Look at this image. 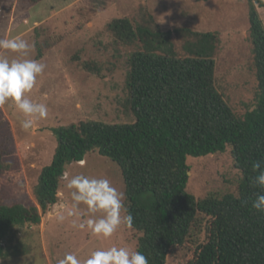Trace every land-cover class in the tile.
<instances>
[{
    "label": "trees",
    "instance_id": "16d2710c",
    "mask_svg": "<svg viewBox=\"0 0 264 264\" xmlns=\"http://www.w3.org/2000/svg\"><path fill=\"white\" fill-rule=\"evenodd\" d=\"M257 5L264 7V0H250L249 8L257 99L243 116L216 85L217 32L111 20L108 27L119 40L139 46L127 75V104L136 120H87L53 129L57 147L34 188L38 205L0 199V259L25 254L17 227L40 224L42 213L59 201L68 166L98 150L121 168L126 215L140 232L137 252L148 264H169L181 249L187 251L186 264H264V213L251 208L264 189L250 183L257 175L252 164L264 162V20ZM174 33L186 37L184 55ZM229 145L242 173L238 192L197 198L187 188L188 157L223 153ZM8 168L0 147V173Z\"/></svg>",
    "mask_w": 264,
    "mask_h": 264
},
{
    "label": "rangeland",
    "instance_id": "374dc122",
    "mask_svg": "<svg viewBox=\"0 0 264 264\" xmlns=\"http://www.w3.org/2000/svg\"><path fill=\"white\" fill-rule=\"evenodd\" d=\"M258 6L264 20V7ZM250 0H2L0 39L21 38L34 47L27 57L6 53L9 59L28 58L46 65L27 98L47 106L45 118L34 121L25 132L24 115L12 102L0 105V147L9 168L0 173V199L7 203L38 205L34 188L42 169L52 162L57 138L54 128L80 121L131 123L136 120L128 107L127 75L129 58L139 46L119 40L109 29L111 20L129 17L135 24L160 29L189 27L217 32L220 42L216 58V85L238 116L256 104L258 82L250 38ZM177 50L186 37L174 33ZM2 51V50H0ZM188 190L203 198L209 194L237 193L242 179L235 166L232 146L223 153L189 156ZM107 178L124 193L121 215H126L125 181L121 168L98 150L82 162H73L66 171ZM62 180L59 201L42 213L38 225L17 227L18 240L25 254L0 259V264H58L66 254L81 261L93 250L112 246L137 252L140 232L121 224L110 238L96 237L90 231L72 226L84 218V205L76 217H69L71 192ZM59 215L66 218L58 220ZM97 213V217H99ZM187 251L178 250L169 264H186Z\"/></svg>",
    "mask_w": 264,
    "mask_h": 264
},
{
    "label": "clouds",
    "instance_id": "9594fccd",
    "mask_svg": "<svg viewBox=\"0 0 264 264\" xmlns=\"http://www.w3.org/2000/svg\"><path fill=\"white\" fill-rule=\"evenodd\" d=\"M34 45L21 38L0 39V105L12 102L24 115L20 121L21 129L25 132L33 128L34 121L45 118L48 114L47 106L35 103L27 98L26 93L36 85L37 77L41 75L46 65L28 58H12L6 53H16L18 57H27ZM253 172L257 175L250 178L255 188L264 189V162L256 161L252 164ZM67 181L65 187L71 192L72 205L68 210L69 217H76L81 213L84 205V218L80 223L72 222V226L90 231L96 237L110 238L121 224L132 226L133 217L129 213L122 216L124 209V193L112 186L107 178H90L78 174L69 178L68 173L63 174ZM247 203V202H245ZM251 208L258 213H264V192H257L251 203ZM99 213V217H97ZM64 215L58 220L63 222ZM58 264H148L145 255L131 251L126 247L112 246L108 249L93 250L89 256L81 261L75 254H66Z\"/></svg>",
    "mask_w": 264,
    "mask_h": 264
},
{
    "label": "water",
    "instance_id": "95a60500",
    "mask_svg": "<svg viewBox=\"0 0 264 264\" xmlns=\"http://www.w3.org/2000/svg\"><path fill=\"white\" fill-rule=\"evenodd\" d=\"M189 174H190V171H189Z\"/></svg>",
    "mask_w": 264,
    "mask_h": 264
},
{
    "label": "bare ground",
    "instance_id": "6f19581e",
    "mask_svg": "<svg viewBox=\"0 0 264 264\" xmlns=\"http://www.w3.org/2000/svg\"><path fill=\"white\" fill-rule=\"evenodd\" d=\"M82 162V161H81Z\"/></svg>",
    "mask_w": 264,
    "mask_h": 264
}]
</instances>
